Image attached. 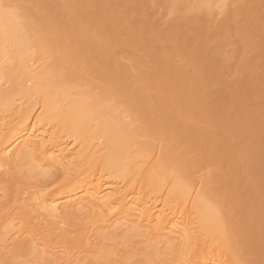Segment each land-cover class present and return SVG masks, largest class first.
Wrapping results in <instances>:
<instances>
[{"label": "bare ground", "instance_id": "obj_1", "mask_svg": "<svg viewBox=\"0 0 264 264\" xmlns=\"http://www.w3.org/2000/svg\"><path fill=\"white\" fill-rule=\"evenodd\" d=\"M0 3V264H264L262 212L228 206L264 121L222 161L209 128L264 113L233 87L264 62V0Z\"/></svg>", "mask_w": 264, "mask_h": 264}, {"label": "rangeland", "instance_id": "obj_2", "mask_svg": "<svg viewBox=\"0 0 264 264\" xmlns=\"http://www.w3.org/2000/svg\"><path fill=\"white\" fill-rule=\"evenodd\" d=\"M264 18V17H263ZM172 19L171 16L167 17L164 21L168 22ZM248 26H250L249 28H251L253 30V32H257V24L256 23H249ZM258 35V34H257ZM263 35H261L258 40L262 39ZM262 40H260L259 42H261ZM177 65L179 66V62H177ZM258 69L254 70L251 72L250 77L251 80H248L249 82H247L245 85H242L241 83L238 82H233V87L236 90H241L243 89H252V88H261L264 90V62H260L258 65ZM248 76V75H247ZM246 76V77H247ZM248 78V77H247ZM214 91H220V88L218 86H215ZM238 94V93H237ZM194 105V104H193ZM238 108V106H236L234 108V110ZM244 112H248V113H254L257 112L258 114L255 115V118L257 119V123L260 121H264V113L261 112L260 106H259V100H248L245 102L244 106L242 109L239 110V115L241 116V119L239 120V122L237 123V130L235 131H222L221 129L215 127V126H209V128H212V131H215V135L216 137L214 138V140L217 141H222L225 139V143H227V147H225L222 151L225 152L227 151L225 154H223L220 159V161L222 160H226L228 158V153H232L235 156L238 155V157L240 156L241 153V146L239 144H237L235 141H233L232 143H230L233 139L239 137L242 133H244V129H241L240 127L243 125V121H244ZM257 157V156H255ZM222 159V160H221ZM254 161L255 158H252ZM247 159L246 157L240 156V159L238 158V160L236 161V168L238 170L239 173L242 176V178L245 179V183L241 184V186H236V191H238V195L236 196V198L239 197V201L236 203V198L232 199L230 202H228V206L232 207V212L236 214L235 218L236 220H241L244 217H248L250 216V221H256L258 220V217L260 216V212H262V221H261V225L259 227H257L258 229V234L257 236H260L262 234H264V193L263 194H257L254 191L256 190V185H255V181H262L264 180V160H262V162H257L256 165H254V168H259L263 174L261 176H258L257 179L254 181L256 173L254 172V175L251 177L252 174V170L248 171L247 167H246V163H247ZM216 160L211 163L212 166L209 167L210 170H214L217 172H220L217 170L218 166L216 165ZM219 164H221L219 162ZM225 169L221 170V173L224 171ZM214 173V174H215ZM253 192V193H252ZM255 194L254 196H257V199H255V201L250 199V196ZM262 195V196H261ZM249 214V215H248ZM261 260L258 259L257 263L260 262Z\"/></svg>", "mask_w": 264, "mask_h": 264}, {"label": "snow or ice", "instance_id": "obj_3", "mask_svg": "<svg viewBox=\"0 0 264 264\" xmlns=\"http://www.w3.org/2000/svg\"><path fill=\"white\" fill-rule=\"evenodd\" d=\"M19 8V5H14V4H3L0 3V15H5L9 18L14 17L17 15V10Z\"/></svg>", "mask_w": 264, "mask_h": 264}]
</instances>
